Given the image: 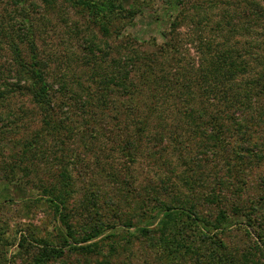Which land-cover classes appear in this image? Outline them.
Segmentation results:
<instances>
[{
  "label": "rangeland",
  "instance_id": "rangeland-1",
  "mask_svg": "<svg viewBox=\"0 0 264 264\" xmlns=\"http://www.w3.org/2000/svg\"><path fill=\"white\" fill-rule=\"evenodd\" d=\"M185 1H188L187 5L180 6L176 0H142L148 5L143 6L142 13L125 27L124 32L140 44L155 41L162 44V33L170 30V25L182 11L178 28L172 35L177 47L171 57L168 56L169 63L160 67L166 73L171 71L172 76L177 72L184 75L197 73L199 44L203 48L207 43L211 44L214 57L220 51L230 53L228 55L236 62V65L229 66L232 72L228 74L234 77L232 86L237 84V87L251 89L252 93L249 103L243 107L236 104L231 112L247 118L246 124L254 135L251 144L258 149L251 154V159L246 157L247 164L251 162L252 166L239 175L238 181H229L228 175L221 171L223 158L214 155L211 149L214 138H178V143L167 138V144L159 138H141V146L135 151L137 138H118L119 133L112 128L113 121L120 122V128L134 120L128 109L130 101L139 106L137 117L145 115L148 110L143 102L145 98H141V90L140 95L135 94L140 80L135 81V88L129 86L128 91L122 84L125 80H135L132 66L134 60L140 63L139 51H143L141 57L144 53L154 54L156 51L151 46L140 49L133 43L126 45V41L121 45L118 38H107L99 23L103 20L100 18L103 10L121 3L129 8L130 0H73L70 4L63 0H0V24L8 26L13 21V27L22 26L25 32L31 29L35 32L57 116L70 127L69 138H62L64 144L54 142L56 138H44L42 144L45 147L54 142L55 152L47 151L44 160L43 157L36 160L38 173L44 179L40 181L32 177L37 188L42 182L51 183L62 164L72 175L74 191L67 201L65 214L74 232L71 242L75 247H64V254L49 264H161V258L166 256L157 245L161 238L158 230L148 236H143L139 230L145 227L155 230L160 225L165 212L153 209L159 200H173L169 204L171 207L179 197H189V189L180 180L191 168L202 178L196 186L202 197L212 191L217 177L229 181L228 188L223 189L225 202L227 198H233L242 208L248 209L251 202H258L259 193L263 194L264 19L251 29H247L244 21L243 26L236 23L242 20L239 18L242 10L248 11L254 1L261 7V11L256 7L257 12L264 14V0ZM89 2L94 6L85 5ZM0 43L5 45L2 36ZM20 46L28 58V44L21 43ZM9 56L5 47L0 49L2 78L12 74L9 72ZM257 81L262 84V89L254 87ZM13 94L8 96V103L14 115L10 118L2 116L7 110L0 108V130H13L12 134L0 133V264H28L32 254L24 255L18 249L22 236L29 237L33 245L45 240L51 246L60 247V238L66 230L56 215L55 202L41 191L25 187L26 178L22 177L25 172L18 166L20 154L17 148L28 139L22 137L41 128L42 117L29 95ZM173 97L176 101L177 98ZM173 97L163 105L167 124H174ZM160 105L161 101L158 107ZM119 111L121 113H117ZM233 139L240 141L239 138ZM125 147L127 153L129 150L135 152L134 162L123 153ZM13 167L21 172L13 174ZM114 175L119 176V180H128L126 185L131 188L129 192L134 198L146 192L153 195L159 191L163 193L158 196L156 205L151 202L147 207L157 219L156 216L142 217L141 203L137 205L125 196L124 184L115 180ZM235 186H245L242 201L235 196ZM258 209L264 212V205L259 204ZM207 211V207H203L202 215H208ZM245 223L241 221V225H234L225 236L230 254L243 264H264V222L258 220L254 229L257 231L251 229L252 235L247 234L246 229L250 227ZM96 231H99L97 237L83 240ZM181 234L178 233V237ZM245 255L249 260L243 259ZM206 263L208 259L204 254L198 263L194 255L184 252L172 264Z\"/></svg>",
  "mask_w": 264,
  "mask_h": 264
},
{
  "label": "trees",
  "instance_id": "trees-1",
  "mask_svg": "<svg viewBox=\"0 0 264 264\" xmlns=\"http://www.w3.org/2000/svg\"><path fill=\"white\" fill-rule=\"evenodd\" d=\"M63 1L69 4L73 3V0ZM104 1L102 0V2ZM186 2L188 1L176 0V3L180 6H186ZM89 3H85V5L89 6V8L94 6ZM253 4L254 6H248V11L242 10V17L239 16L242 20L236 23L237 25L243 26L244 21L247 29H251L262 23L264 14L262 12L260 14L256 10L257 7L261 11V7L255 1ZM50 5L54 6V4ZM146 5H148V2L144 4L142 0H130L129 8L124 3H121L119 6L106 8L100 15V18L103 19L102 22H99L101 23L100 28L107 38L116 37L121 41V45L126 41V45L133 43L136 45V48L140 49H144L145 46H151L156 51L154 54L147 53L145 55L144 53V57H141L143 51H139L137 57L138 60L140 59V63H136V60H134L132 66L133 72L135 71V74H133L135 80H125L126 84H122V87L128 91L129 86L135 88V81L137 79L140 80V85L136 87L135 94L137 96L140 95L141 90V98L142 100L145 98L143 102H146V107L148 108L147 113L137 117L136 113L139 110V106H137V103L130 101L128 109L131 112L130 114L134 116V120L129 124L124 123L125 126L120 128L118 127L120 122L113 121L112 128L119 133L118 138H137L136 143L138 144L137 148L134 149L135 151H138L141 146L139 142L141 138H159L163 143L166 142L167 138H171V141L174 143H178V138H211V140L214 138L211 149L214 155L223 158L224 163L220 168L221 171L228 175L227 179L229 181H238L239 175L244 171H249L250 166H252L251 162L247 164L246 157L251 159V154L258 149L251 144V140H253L251 138H254V135L246 124L247 118L243 114L237 116L231 110L236 104L243 107L246 103H249L252 95L251 89H244L241 86L237 87V84L232 86L234 77H230L228 73L232 72L229 66L236 65L235 60L228 55L230 54L229 52L220 51L219 54H216L217 57H214L212 45L208 43L204 48L199 44L197 73L184 75L181 72H177L172 76L171 71H167L166 73L164 70H161L160 67L164 63H169L168 56L171 57V52L177 47L174 42L175 38L172 35L175 34L179 25V17L183 14L180 10L181 13L176 16L170 25V30L162 33L164 38L162 44H158L156 41L152 44L147 42L140 44L130 36L125 35L124 29L131 24L130 22L134 21L138 14L142 13L143 6ZM13 26V21L8 26H4V23L0 24V36L5 39V45L0 43V49L5 47L7 52H9V72L12 73L10 77L6 78H2L0 74V108H6L5 110H7V114L5 113L2 116L10 118L14 115L10 110L8 96H11L12 93L16 95L17 92L29 95L31 103L39 110L42 117L41 128L37 129L30 136L22 137L28 139H24L17 148L20 154L18 166L25 172L22 177L26 178V188L37 192L41 191L49 197L48 199L55 202L56 215L58 214L59 220L66 230L60 238L62 241L60 247L51 246L45 240H41L42 244L37 242L36 245H33L29 241V237L22 236L18 242V249L22 250L24 255L32 254L28 264H49L64 254V247H75L72 246L74 243L71 242V239L72 241L74 239V232L65 214L67 201L74 190H72V175L66 167H63V164L51 183L45 184L42 182L43 185L41 184L37 188L35 180L40 179L42 181L44 176L39 175V164L36 160L47 154V151L51 152V154L54 153L55 141L56 143L61 142L64 144L65 140H62V138H69L68 128L70 127L62 123L57 116L52 94L50 93L45 76L43 60L40 57L35 40V32L32 29L28 30L29 32H25L22 26L20 28ZM112 28H114V33L112 32ZM21 43L28 44L30 51L28 58H25L23 55ZM260 60H263V58H260ZM258 81L254 84V87L262 89L264 85L262 86ZM146 89L148 92H145ZM131 95L133 93H130ZM173 96L177 98L176 101ZM171 97H173L174 105V116L172 117L174 124H167L166 109L163 108V105ZM132 99L136 98L132 96ZM160 101L161 105L158 107ZM219 106L223 107L219 108ZM117 113H121V111ZM116 119L117 121L120 119L118 115ZM6 132L12 134L13 130H0L1 134ZM257 133L260 132L257 131ZM44 138L56 139L53 143L46 144L45 147L42 144ZM233 138H239L240 141H234ZM129 145L131 144L129 143ZM122 151L126 157L128 156L133 160V156L135 155L133 150H129L127 153L125 147ZM42 160H44V157ZM190 160L191 162L193 161L192 158ZM31 166L35 168L32 169L30 168ZM11 171L13 174L21 172L16 170L15 167ZM29 172L34 174H30ZM183 174L184 176H181V180L179 177V180L182 181L184 187L189 189L190 195L185 199L179 197L174 202L176 204L171 207L169 204L173 200L169 202L159 200L158 205L154 204L158 201V196L161 197L163 195L160 191L157 195L146 192V194H138L134 198L129 192L131 188L126 185L128 180H119V176L117 175L113 177L115 180H119L120 184H124L125 196H128L137 205L141 203L142 217L152 218L156 216L152 215V210L147 209L151 202L153 205H156L153 208L154 210L158 209L160 213L162 211L165 212V215L160 220V225L155 230L149 227L139 230V233L143 236L155 234L158 230L157 233L160 234L161 238L157 245L166 256V258H161V264H172L184 252L185 254L194 255V259L198 263L201 261L202 254H204L208 259V263L206 264H243L238 261L236 256L230 254L225 236L232 231L234 225H241V221H245V224L250 227V229H246L248 235H252V230L257 231L254 229L258 224V220L264 222V212L258 209L259 204L264 205V192L263 194L259 193L257 203L251 202L248 209H245L237 204L235 202L237 200L233 198H227L225 202L226 197H223V189L225 187L228 188V180L225 181V179L217 177L215 184L212 186V191L202 197L196 188L201 178L197 174V171L191 168L190 171H186ZM32 177L36 179L33 181ZM14 179L17 180L15 177ZM15 180L12 181L15 182ZM175 188L177 189V183ZM244 189L245 186H235V191L237 192L235 196L238 198V201H242ZM164 191H167L166 188H164ZM154 196L155 199L153 198ZM205 206L208 209V215H202L203 207ZM155 219H157V216ZM185 230H189V232L184 233L183 231ZM181 232V236L178 237V233ZM98 233L99 231H96L83 238V240L94 239ZM243 259L249 260V257L245 255Z\"/></svg>",
  "mask_w": 264,
  "mask_h": 264
}]
</instances>
